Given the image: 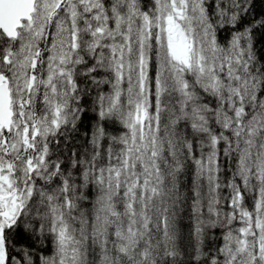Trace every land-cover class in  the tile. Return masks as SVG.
<instances>
[{
	"label": "snow or ice",
	"instance_id": "1",
	"mask_svg": "<svg viewBox=\"0 0 264 264\" xmlns=\"http://www.w3.org/2000/svg\"><path fill=\"white\" fill-rule=\"evenodd\" d=\"M0 264H264V0H0Z\"/></svg>",
	"mask_w": 264,
	"mask_h": 264
}]
</instances>
